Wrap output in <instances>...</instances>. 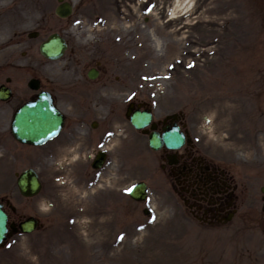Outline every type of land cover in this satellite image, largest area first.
Returning a JSON list of instances; mask_svg holds the SVG:
<instances>
[{
	"label": "rangeland",
	"instance_id": "obj_1",
	"mask_svg": "<svg viewBox=\"0 0 264 264\" xmlns=\"http://www.w3.org/2000/svg\"><path fill=\"white\" fill-rule=\"evenodd\" d=\"M68 1L74 14L67 20L55 14L58 0H25L26 11L30 6L34 10L21 13L15 24L2 19L0 26V48L7 49L0 52V64L11 57L23 64L27 76L34 75V67L46 70L56 80V90L66 89L68 94H59L66 126L58 142L81 121L91 136L88 150L45 160L43 230L12 237L0 249V264H264L262 0H195L182 13L176 0ZM5 2L8 6L11 0ZM150 3L154 13L146 12ZM31 31L40 37L28 38ZM55 32L68 40L66 57H75L77 66L69 58L42 63L39 44ZM19 40L24 42L17 45ZM68 63L60 81L58 72ZM97 63L101 75L87 79L88 68ZM68 80L72 86L62 87ZM86 91L92 94L82 107ZM131 100L150 106L155 119L183 111L199 122L198 134L212 150L234 157L237 183L244 190L238 193L239 213L229 225L214 227L180 214V201L158 168V152L125 117ZM244 108L256 111L255 120L240 123ZM233 121L237 127L231 129ZM101 147L108 152L103 170H92L89 185L73 182L74 174L91 172L84 173L87 155ZM30 156L14 162L15 170L37 167ZM67 167L74 171L72 178L59 177ZM139 182L149 189L142 203L129 196ZM24 201L16 200L21 214L37 212L39 197ZM249 212L257 214L249 215L253 226L238 227L242 235H235V226L247 224Z\"/></svg>",
	"mask_w": 264,
	"mask_h": 264
},
{
	"label": "flooded vegetation",
	"instance_id": "obj_2",
	"mask_svg": "<svg viewBox=\"0 0 264 264\" xmlns=\"http://www.w3.org/2000/svg\"><path fill=\"white\" fill-rule=\"evenodd\" d=\"M7 80L3 78V74L0 75V86ZM39 80L37 84L40 90L35 93L28 89L26 82L12 83V98L7 101L0 99L1 113L7 112L6 115L12 117L24 103L36 99L40 91L50 92L54 101L57 102L59 91L56 92L54 84L44 75ZM11 123V121L0 122V161L6 160L7 162L3 169V173L7 177L12 175L11 160H13V155L19 156L17 153H11L9 144L6 142L14 140ZM170 123L171 121H166L162 127L171 126ZM181 124L183 127L186 126L183 121ZM3 125L5 127H2ZM81 136L82 133L75 130L68 132L66 134L68 140L63 143L64 146L79 144L85 148V142L82 141ZM204 148L200 144L190 142L173 156L166 152L163 156L169 162L167 171L171 177L176 179L181 189L182 204L186 214L192 216L201 214L208 220L216 221L219 225L227 224L232 216L236 191V186L233 185L234 166L229 157H225L222 153L210 155ZM55 152V145L48 149L49 155H53ZM40 156L43 161V151Z\"/></svg>",
	"mask_w": 264,
	"mask_h": 264
},
{
	"label": "water",
	"instance_id": "obj_3",
	"mask_svg": "<svg viewBox=\"0 0 264 264\" xmlns=\"http://www.w3.org/2000/svg\"><path fill=\"white\" fill-rule=\"evenodd\" d=\"M63 1V0H60ZM72 12V8L68 3H64L60 5L56 13L62 17H66L70 15ZM66 45L64 43V40L60 38L57 35H54L50 38V40L46 43H44L41 47V51L44 55L51 59H56L62 55L64 52ZM91 78L96 77V73L91 72L90 74ZM36 106V107H34ZM38 105L35 103L29 104L25 106L20 112L18 113V122H40L39 128L34 127L33 131L40 130L44 133V136L35 134L34 135V140L31 141L35 144L40 143L45 141L47 138L55 136L60 129L61 125V119L58 114L54 112V109L52 107H48L46 105V109L43 110L44 112V118L37 120L38 116H40V113L37 111ZM150 118L147 114H136L132 118V123L137 127V128H143L149 124ZM151 145L153 146L154 143L151 141ZM100 162V161H99ZM36 185V188H35ZM19 186L21 188V191L23 194H34L38 192L39 187L37 186V177L34 174V172L29 171L24 173L21 178L19 179ZM144 191L145 188L144 186L138 187L137 191H135V195L138 197V199H144ZM1 208V207H0ZM33 223V222H32ZM34 225V223H33ZM31 230V229H30ZM5 233H6V216L5 214L1 211L0 209V243L3 241L5 238Z\"/></svg>",
	"mask_w": 264,
	"mask_h": 264
},
{
	"label": "bare ground",
	"instance_id": "obj_4",
	"mask_svg": "<svg viewBox=\"0 0 264 264\" xmlns=\"http://www.w3.org/2000/svg\"><path fill=\"white\" fill-rule=\"evenodd\" d=\"M8 0H0V13H10L12 15H17L18 13H31L34 8L30 6L28 11H26L27 6H25V0H11V3L7 6L6 2ZM195 0H176V9H181V11L187 10L194 5ZM25 9V11L23 10ZM175 13V11H174ZM62 259V258H60ZM62 261H64L62 259ZM72 262V259L70 263Z\"/></svg>",
	"mask_w": 264,
	"mask_h": 264
}]
</instances>
